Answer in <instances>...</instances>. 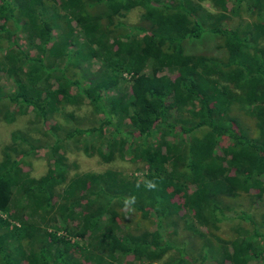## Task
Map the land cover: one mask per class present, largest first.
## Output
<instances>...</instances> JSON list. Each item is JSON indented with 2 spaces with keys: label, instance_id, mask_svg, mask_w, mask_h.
Instances as JSON below:
<instances>
[{
  "label": "trees",
  "instance_id": "1",
  "mask_svg": "<svg viewBox=\"0 0 264 264\" xmlns=\"http://www.w3.org/2000/svg\"><path fill=\"white\" fill-rule=\"evenodd\" d=\"M197 1L0 0V74L14 86L4 95L0 82V117L11 123L32 113L51 138L38 177L23 163L39 137L15 129L2 150L0 264H204L205 255L196 260L173 243L167 225L190 219L191 230L214 228L228 219L218 197L264 195V0H234L251 16L239 31L224 26L228 0H209L217 11ZM136 7L137 32H121L117 17ZM18 33L36 54L19 45ZM204 33L225 55L185 51ZM91 59L102 64L83 83L70 68ZM84 102L96 125L61 135L58 123L48 124L61 106ZM93 134L102 160L128 156L146 165L144 176L71 174L65 145ZM224 137L229 144L217 153ZM134 209L153 213V231L130 227ZM232 217L253 222L243 210ZM259 237L238 234L215 254L218 264L264 256Z\"/></svg>",
  "mask_w": 264,
  "mask_h": 264
},
{
  "label": "rangeland",
  "instance_id": "2",
  "mask_svg": "<svg viewBox=\"0 0 264 264\" xmlns=\"http://www.w3.org/2000/svg\"><path fill=\"white\" fill-rule=\"evenodd\" d=\"M164 3H170L171 1L177 4L182 0H161ZM196 1V0H194ZM198 4L205 7L206 9L217 11L216 6H212L209 0L197 1ZM235 1L228 0L227 8L224 11L227 14V19L224 22V26L239 31L245 28V26L250 23L251 16L245 11V5H242V11L235 8ZM143 10L141 8H133L127 12H124L122 16H118L122 24L119 25L121 32H137L134 28L138 25L140 21V16ZM55 30H53L52 38L55 37ZM13 38V37H12ZM19 45L31 54H36L38 48L29 45L26 42L25 35L23 33H18ZM5 43V42H4ZM219 41L216 36L211 33H204L201 38H195L193 40L187 41L184 44L185 51L188 53H203L213 56H223L225 55V50L218 46ZM261 47V45L259 46ZM3 50H0V53ZM90 63L82 62L78 63L77 67L70 68V72L74 74L81 82H85L86 76L95 72L100 66L101 61L98 59H91ZM123 83L128 84L130 75L127 73L121 74ZM0 82L2 86L3 94H7L13 90L12 79L9 78L4 73L0 74ZM113 92H106L103 98L106 99L111 97ZM32 113H27L26 115H19L16 119L7 123L0 117V159L2 150L9 144L11 139V133L15 129H21L23 131H31L33 138L39 137L38 142L32 143V152H30L24 158V168L28 170L30 175L38 177L46 172L49 162V144L51 143V138L47 137L44 132L45 125L43 121L37 120L34 122ZM98 115L84 102L82 105L61 106L59 111L52 115L51 120L48 124L58 123L60 134L62 135L65 130L72 129L73 127H89L94 126L98 123ZM246 122L253 127V120L246 117ZM36 128V129H32ZM77 142V141H76ZM73 141H68L65 145L64 156L68 164L70 165L71 174L76 172H102L107 169H115L121 174L136 177L138 179L142 178L146 173V165L143 162L131 161L128 156L115 158L111 162H106L100 158L98 154L94 151V146L98 144L95 139L94 134L91 137L83 138L81 143H76ZM229 144V139L224 137L216 146V152L220 153L221 148ZM26 148V146H24ZM18 156V155H17ZM179 195V194H178ZM176 195V196H178ZM175 196V197H176ZM178 198V197H176ZM218 201L222 208L227 213V220H223L217 224L214 228L201 227L195 223L194 227L192 221L189 219L182 220L179 222L178 226L174 227L172 225H167L166 229L168 232V237L177 245L185 244L184 247L187 248L189 254L196 260H201L202 255H205L204 264H218V258L215 254L224 249L229 242L235 240L238 234L242 232H247L252 236L257 232L260 237L257 241L264 244V195L260 199L253 198L248 194L237 192L227 196L218 197ZM243 210L249 213L253 222L244 220L242 218L232 217L235 211ZM2 214V213H1ZM4 216V214H2ZM229 216H231L229 218ZM130 217V227L141 232H150L155 229L154 225V215L152 212L147 213L144 217L140 211L132 210L129 213ZM189 223V224H187ZM189 225V226H188ZM196 229V230H195ZM25 244V241L23 242ZM229 247V246H228ZM264 253V252H263ZM174 252L172 250L164 254L163 258L170 257ZM131 260V258H128ZM124 262L126 264L128 261ZM228 263V262H227ZM154 264H160L154 262ZM249 264H264V256L258 258H253L249 261Z\"/></svg>",
  "mask_w": 264,
  "mask_h": 264
}]
</instances>
